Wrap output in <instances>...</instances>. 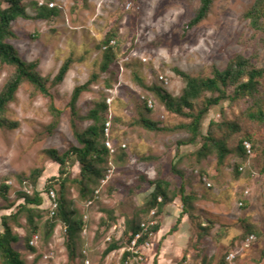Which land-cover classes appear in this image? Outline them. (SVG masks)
<instances>
[{"label":"rangeland","instance_id":"1","mask_svg":"<svg viewBox=\"0 0 264 264\" xmlns=\"http://www.w3.org/2000/svg\"><path fill=\"white\" fill-rule=\"evenodd\" d=\"M1 1L3 7L8 6L9 0ZM32 1L44 0H24L28 13L34 16L37 8ZM256 1L214 0L208 17L186 33L199 0H55L57 16L20 17L12 22L16 38L9 42L24 60H40V72L51 78L50 90L63 114L59 126L50 132L53 117L49 99L41 94L33 96L27 86H22L9 104L8 117L19 126L0 127V186L5 179L11 185L7 198L0 193V229L2 215L15 212L23 201L20 192L38 190L46 197L50 179L59 175V164L48 150L65 152L79 145L71 127L69 102L74 88L94 73L99 74L98 80L77 101L83 117L78 126L84 130L94 124L88 115L110 97L109 109L100 114L111 121L109 141L117 148V154L104 165L106 175L97 186L96 198H82L76 185L68 188L67 199L75 218L87 224L77 244L78 253L87 245L86 261L81 256L70 259L62 221L47 242L38 237L34 242L38 249L31 252L26 244L29 226L23 216L20 224L12 225L21 237L16 248L28 264H123V254L131 246L129 224L136 217L162 226L150 235V246L138 245L142 258L134 259L133 264H154L155 259L158 264H223L226 256L231 264H264V173L260 156L253 151L252 156L242 159L234 152L221 166L215 152L205 158L196 154L209 131L226 140L232 149L237 148L240 134L230 133L224 121H237L244 130L255 131L260 143H264V125L242 117L245 100H223L204 116L197 141L182 143L191 133L178 127L191 118L168 111L138 80L140 77L148 87L157 85L179 97L186 82L175 68L212 76L215 67L225 69L239 54L251 58L256 67H264V31H256L243 18ZM111 31L118 33L111 44L119 42V54L111 68L103 71V44ZM70 56L74 62L65 80L52 85ZM11 72V67L0 66V91ZM227 90L232 93L234 86ZM213 95L207 93L201 98L195 112L206 97ZM150 98L157 100L156 106H149L152 112L145 107ZM143 116L170 130H147L140 122ZM212 121L216 124L210 126ZM239 163L246 165L238 174L235 167ZM173 164L182 176L174 172ZM37 168L44 171L36 185L31 175ZM69 170L72 177L78 176L80 164L71 163ZM160 175L177 187L185 183L187 193L195 194L189 213L183 212L180 196L161 215L151 214V218L141 211L154 189L148 181L143 183L142 177L151 181ZM55 193L58 195V186ZM11 201H15L14 206L7 208ZM49 207L46 200L42 208L47 211ZM49 217L45 212L43 220ZM250 225L257 233L247 232ZM252 235L256 238L247 243ZM112 242L122 248L105 256ZM232 253L236 258L231 260Z\"/></svg>","mask_w":264,"mask_h":264},{"label":"trees","instance_id":"2","mask_svg":"<svg viewBox=\"0 0 264 264\" xmlns=\"http://www.w3.org/2000/svg\"><path fill=\"white\" fill-rule=\"evenodd\" d=\"M200 6L197 9L195 16L187 23L185 33L199 25L205 20L213 5L214 0H199ZM55 0H44L42 5L40 1H32L31 4L37 8L36 15L32 16L27 11V4L24 0H9L7 7L2 6L0 0V66H8L12 68V72L4 87L0 91V127L15 129L19 126V122L13 121L8 117V106L16 99L17 93L22 86H27L33 96L43 95L49 99L48 109L53 117L52 122L48 126V130L53 132L60 124L63 111L57 107L54 95L50 90V77L42 75L40 72V60L27 61L22 58L19 50L9 42V39L16 38V33L12 28V22L20 17L26 19H48L57 16L59 13L58 7H51L50 3ZM244 19L250 21L251 26L256 31H264V0H257L256 3L249 8L243 15ZM118 33L115 31L109 32L104 40L105 52L102 63V70L108 71L119 54V42L111 44L116 40ZM74 58L70 56L62 64L58 74L54 77L52 85L61 84L68 72L70 71ZM181 76L186 86L179 97L172 95L169 91L157 85L148 87L138 77L139 83L146 89L153 92L158 100L165 108L172 112L188 118H191L189 123L181 124L179 129H187L191 135L182 143H195L201 130V124L204 116L209 112L213 105L219 104L223 100L237 102L245 100L246 107L242 112V117L248 122L264 125V67H256L251 58L243 54H239L232 58L225 69L218 67L214 68L212 76L192 75L179 68L174 69ZM99 78V74L94 73L83 84L77 85L72 93L69 102L71 108V127L79 145H73L65 152H60L57 149L48 150L49 155L59 164V175L52 177L48 183L46 197L38 190L33 193L26 191L20 192L19 197L23 199L17 205V210L14 212L2 215V228L0 229V262L1 264H28L22 257L21 252L16 248L21 237L14 231L13 223L20 224V219L25 216L29 226L26 235L27 248L31 252H36L38 247L35 236L48 241L54 234L57 225L62 221L66 225L68 240L67 250L70 259L73 261L78 256L86 261L89 256L87 245H85L78 253V239L82 231L86 229V222L83 219L75 218V211L72 209L71 203L67 199L68 188L71 185H76L79 189L80 196L84 199L93 200L96 198V189L102 178L105 177L104 165L108 162L109 157H113L117 153V148H110L107 145L109 135L106 131L107 123L110 121L108 117L102 119L100 112H106L109 109V99L103 103H99L97 108L93 109L88 117L93 119L94 124L88 128L81 130L78 126V121L83 117L79 112L77 101L81 94L88 91L93 83ZM234 86V91L229 93L227 88ZM207 93L214 94L211 97H206L202 107L195 112L196 104ZM151 99V98H150ZM149 100V99H148ZM154 106L157 100L153 98ZM147 111L152 112L153 108L149 104L145 105ZM143 127L150 131H165L169 128L162 127L157 121L149 117L143 116L140 120ZM214 121L210 126L215 125ZM223 125L230 133H239L240 139L237 148L232 149L226 140L217 138L211 131L204 137V142L201 148L196 152L198 157L205 158L212 153L217 154L218 165L223 166L229 154L237 153L242 159H246L253 155L256 151L261 159V171L264 173V143H260L259 134L255 131L244 130L237 121H224ZM246 142L252 144V152L249 153L246 147ZM74 158V159H73ZM152 159V158H149ZM153 160H155L153 158ZM244 161V160H242ZM78 162L80 164V172L78 176H71L70 165ZM245 163L236 164V172L239 174L244 171ZM174 172L182 176L181 171L177 170L176 164H173ZM42 168H37L32 172L31 178L34 184L37 185L39 178L43 174ZM143 183L148 181L154 185L148 202L141 208V211L146 215L163 214L168 205L173 203L179 196L183 203V212L189 213L191 204L196 200L195 194L187 193L185 183L180 187L160 175L154 180H148L147 176L142 177ZM58 186V195L55 201L51 199V192L55 191ZM11 185L7 183V179L3 180L0 186V193L7 198V193ZM47 198V199H46ZM49 200V210H44L42 206ZM56 202L57 206L53 207ZM15 201L9 204L14 206ZM48 212L51 217L43 220L44 213ZM148 215V216H149ZM192 216V215H190ZM144 219L136 217L131 225L129 224L130 236L129 241L143 231L142 224ZM161 223L151 225L147 232L143 233L140 239V244L144 243L150 237V232H158L161 228ZM248 233H257L250 225ZM122 248L118 242H112L104 251L107 256L111 252ZM132 256V252L126 250L123 254L122 261H126ZM236 258V257H235ZM186 257H184V260ZM154 264H158L155 259ZM182 264V263H181ZM223 264H231L227 260V256L223 259Z\"/></svg>","mask_w":264,"mask_h":264},{"label":"built area","instance_id":"3","mask_svg":"<svg viewBox=\"0 0 264 264\" xmlns=\"http://www.w3.org/2000/svg\"><path fill=\"white\" fill-rule=\"evenodd\" d=\"M40 3L43 5V4H44V1H40ZM55 5H56L55 2L50 3V6H51V7H54ZM148 103H149V106H151V107L154 106V101H153V99H149V100H148ZM110 130H111V121H109V122L107 123V129H106V131H107L108 134H109ZM107 145H108L110 148H112L113 150H115V149H114L115 147H114V145L112 144L111 141L108 140ZM246 147H247V149H248V152L251 153V152H252V144H251L250 142H246ZM98 192H99V191H98ZM51 199H53V200L55 201V199H56V193H55V191H52V192H51ZM56 206H57V203L54 202V203H53V207H56ZM152 214H155V211H153ZM154 224H155L154 221H151V222H144V223L142 224V226H143V231L140 232V233H138V234L135 236V238H134V239L132 240V242H131V246L128 248V250L132 252V256L129 257L126 261H124L123 264H133V260H134V259L142 258V257L140 256V252H139V250L137 249V247H138V245H144L145 247L151 245V242H150L149 240H146L144 243L140 244V239H141V237L143 236V233H144V232H147V231L149 230V227H150L151 225H154ZM152 233H153V232H150V235H151ZM37 238H38V236L36 235L35 239H37ZM255 238H256V236H255V235H252L251 238L247 240V243L251 242V240H253V239H255ZM33 243H34V242H33ZM235 257H236V256H235L234 253H232V254L230 255V259H231V260L234 259Z\"/></svg>","mask_w":264,"mask_h":264},{"label":"crops","instance_id":"4","mask_svg":"<svg viewBox=\"0 0 264 264\" xmlns=\"http://www.w3.org/2000/svg\"><path fill=\"white\" fill-rule=\"evenodd\" d=\"M160 230H161V228H160ZM160 230H159V231H160ZM159 231H158V232H159Z\"/></svg>","mask_w":264,"mask_h":264}]
</instances>
